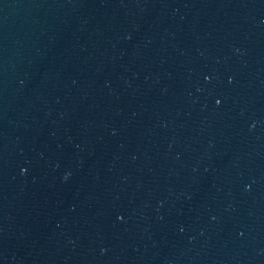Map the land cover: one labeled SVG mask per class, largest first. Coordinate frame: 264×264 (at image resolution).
Segmentation results:
<instances>
[{"label": "water", "instance_id": "1", "mask_svg": "<svg viewBox=\"0 0 264 264\" xmlns=\"http://www.w3.org/2000/svg\"><path fill=\"white\" fill-rule=\"evenodd\" d=\"M0 264H264V0H0Z\"/></svg>", "mask_w": 264, "mask_h": 264}]
</instances>
